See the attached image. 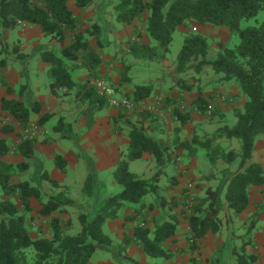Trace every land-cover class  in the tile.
<instances>
[{"label": "trees", "instance_id": "obj_1", "mask_svg": "<svg viewBox=\"0 0 264 264\" xmlns=\"http://www.w3.org/2000/svg\"><path fill=\"white\" fill-rule=\"evenodd\" d=\"M69 0H0V37L6 30H14L23 24L37 25L44 36L51 41L63 44L72 34L73 43L55 54L47 52L42 55V61L50 65V91L53 96L65 97L69 93L63 90H73L75 82L72 78L74 65L83 58L89 70L96 71L102 64L100 56L89 50V36L101 44L103 27L94 25L91 30L81 31L76 17L68 6ZM106 7H112L118 23L132 25L135 21L147 19V32L155 45L147 46L134 42L130 46V53L134 58L162 62L171 52L174 34L181 25L196 22L202 26H214L228 29L232 35L239 37V43L229 47L219 43V54L215 61H208L209 42L203 34L186 37L182 49L177 57V69L174 74L176 84L186 90H192L183 79V75L190 71L194 73L192 81H199V77L206 66L211 67L216 75H221L222 82H234L240 87L246 102L242 110L235 113L236 124L233 127L220 128L213 135L200 137L195 134L192 141L181 143L189 157H197L200 150L205 151L206 158L212 166L223 161L228 167L224 169V181L218 186H209L199 199H191L186 205L189 215L186 217L191 229L188 238L190 250L198 248V242L209 233L219 234L224 225L232 224L231 234L236 236L234 218L241 215L250 204L249 190L252 186L264 185V167L254 161L256 141L264 136V22L259 26L242 28V21L256 18L264 10V0H103ZM93 5V0H76V6L87 9ZM7 51V45L0 46V57ZM14 51L18 52L15 48ZM83 55L81 56V54ZM5 59L0 61L4 66ZM128 67L124 66L121 83L131 82L127 75ZM5 84V83H3ZM7 86V84H5ZM11 93V88L8 87ZM84 100L87 110L94 113L104 109L107 99L100 96L96 87L89 82L83 85ZM25 87L21 89L23 96ZM153 94L151 85L136 86L133 100L137 103L150 99ZM168 103L171 98L166 97ZM154 100V99H153ZM198 112L206 114L210 110L209 101L200 92L193 101ZM2 111L12 116L19 124L26 128L32 114L40 113V105H33L32 109L26 103L3 98ZM145 120H152L155 114H142ZM53 116L42 115L39 124L45 125ZM176 117L182 126L191 120V116L176 110ZM124 119V120H123ZM120 120L130 125V145L126 153H121V160L114 173L115 181L122 186L119 194L106 198L99 204L98 210L92 213L82 212L79 217L81 230L76 235L66 233L61 220L53 217L51 220L52 238H32L27 227L28 215L31 211L32 198H36L43 205L42 215L52 216L55 212H66L74 207L73 200L65 193L50 197L43 203L39 189L28 182L13 184L15 176L29 170L28 163L8 164L0 160V194L6 197L17 196L22 202V208L11 199L0 201V264H90L96 252L112 247L113 240L104 231L105 224L110 220L122 217V211L129 204L139 205L136 216L124 217L135 220L142 215L146 207L148 195H155L159 204L169 210L178 206L177 199L172 204L158 195V184L163 174L162 167L171 161L168 146L160 140L150 136L139 123L127 119L126 114H120ZM94 119L88 120L87 127L92 126ZM62 125L54 128L58 133ZM14 128L5 125L3 134H10ZM236 139L240 142V152L226 150L221 139ZM37 140L24 139L17 146L16 154L30 160L34 155ZM8 142L0 136V158L12 152ZM145 154L151 155L160 168L152 179H143L132 173L130 162L138 161ZM238 163V169L232 172L230 166ZM56 165L65 171L66 163L57 157ZM55 188L60 187L55 180L48 179ZM95 177L89 175L83 192L93 198L95 193ZM176 185V182L173 183ZM188 195V191H185ZM189 198V195H188ZM173 210V209H171ZM259 213L253 215L244 225L249 234L258 222ZM180 224L177 214L160 216V221H154V229L137 226L134 230L135 239L142 244L143 251L150 258L171 259L172 254L165 244L171 240ZM234 241V240H233ZM244 242V241H243ZM130 240L125 238L119 245L123 264H146L137 261L126 253ZM250 241L242 243L239 248H232L237 264H255L256 255L246 252ZM33 250V251H31ZM223 257L219 256L211 264H223ZM230 264L229 261L226 262ZM225 263V264H226Z\"/></svg>", "mask_w": 264, "mask_h": 264}, {"label": "crops", "instance_id": "obj_2", "mask_svg": "<svg viewBox=\"0 0 264 264\" xmlns=\"http://www.w3.org/2000/svg\"><path fill=\"white\" fill-rule=\"evenodd\" d=\"M68 6L74 13L81 31L85 32L91 30L94 25H99L103 27L101 37H104L101 38L100 44L95 38L89 36V50L100 56L102 64L96 71H92L85 65L83 58L76 62L72 72L75 88L69 91L65 89L60 92V94L67 92L69 93L68 96L57 98L52 95L49 78L50 65L42 61V55L47 52L58 54L65 47L71 45L73 43L72 34L63 44H60L46 38L39 26L23 24L14 30L2 32L3 35L0 37V46L12 45L13 42L18 44V52L15 51L16 53L10 57L9 62H5L4 66L0 65V100L9 98L21 101L26 103L31 109L35 104L40 105V113L32 114L28 125L38 126L40 132V135L35 137L37 142L32 159L26 160L23 156L12 151L6 157L0 158V160L14 165L28 163L30 166L29 170L20 173L19 176H15L12 183H30L32 187L40 190L44 200L43 203L50 197L60 194L62 190L66 191L68 198L75 203V206L67 208L66 212H55L52 216H44L41 212L44 204H41L36 198H32L30 200L31 211L29 213L22 211L23 214L28 215L27 227L32 238L51 239V220L53 217H58L61 220L66 233L68 227H73L74 214L77 212H72V209L77 205L75 200L70 197L69 190L74 188L75 183L78 187L80 185L81 190L84 188L88 175L84 159H86V162L92 163L93 166L91 165V167L96 177L94 196L93 198L87 197L89 203L86 204V207L90 208L89 212H96V207L101 203V200L104 201L117 193L119 184L115 181L114 173L122 159L121 153L128 151L130 125L123 121L124 119L120 120L122 111L111 108L109 105L97 111L92 117V110L86 109L87 103L83 96L85 92L83 85L85 83L89 82L91 84L96 79H105L108 84H117L116 86L118 87L127 88L132 100L136 86H152L153 94L150 99L145 101L149 103L152 102L155 94L158 96L160 91L164 93L167 90L168 94L166 97L171 98L168 103L166 100L164 101V96H158L163 100L157 107V111H161L160 114L154 113L155 116L149 121L141 117L136 120L139 122L137 126H145L144 128L150 136L160 140L169 148L171 161L161 168L163 174L158 184V195L171 204L174 199H177L178 206L171 208L173 211L169 210L170 205L163 208L155 195H148L142 215L130 221L124 219V217L136 216L139 205H127L122 211L120 219L110 220L104 226V231L106 230V234L113 240L112 247L103 249L110 252V261L94 263L93 257L90 264H123L120 255H116V252H118L119 245H122L126 237L130 240L126 250L128 256L149 264V257L145 255L142 244L135 239L134 230L139 225L154 229V221L156 219L160 221V216L168 214H177L180 224L175 236L165 244L167 250L172 254V258H162L163 264H211L219 256L224 258L223 264L228 260L230 264H237L232 248H239L246 241L251 243L246 248L247 254L257 256L255 264H264V185L250 187V204L248 208L241 215L234 218L235 237L230 233L232 230V224H230L229 227L224 225L221 233H209L201 239L197 243L198 248L196 250H190L188 242L191 229L186 218L189 215V210L186 208L187 203L191 199H199L203 196L207 187L214 186L205 182L210 179L208 177L209 172L214 171L216 167L219 169L228 167L223 161H218L216 166L208 165L205 168L203 161L197 158L200 154L197 157L190 158L187 151L180 147L181 143L192 141L189 136V133H191L190 128L200 123L199 120L203 116L198 112L196 106L193 105V101L200 92L210 102L214 99L216 92L228 94L230 92V94H235V103L238 105L237 112L238 109H243L246 102L240 87L234 82H222L221 75H214V80L211 82L206 81L205 76L213 72L209 66H206L202 74L198 76L199 81L196 84L190 82V77H183L187 85H193L191 86L192 90L188 91L176 84L174 74L177 69L178 55L171 54L172 47L178 35L181 39L187 37V34L189 36L191 33L190 23L181 25L174 34V42L170 54L162 62H155L136 59L130 53V46L134 42L147 46L155 45L154 40L146 30L149 13H146L142 20L135 21L132 25H124L116 21L113 8L106 7L103 0H93V5L87 9L78 8L76 0H69ZM110 12H112V16ZM192 24L195 32L201 33L208 38L210 46L208 61H215L218 58L219 43L227 44L229 41L232 42V33L226 28L202 26L196 22H192ZM19 55H24L26 61L20 60L22 57H18ZM119 55L121 56L118 59ZM1 60L2 58H0ZM124 60H127L126 63L129 65L127 71L131 73L127 74L131 81L129 83H121V76L124 72L121 73V70L117 69L120 66L123 67ZM20 63H22L24 68H18L17 65ZM25 75H28V82L21 79ZM23 82H26V84H23ZM215 82L218 83L216 84ZM3 83L11 88V93L8 92L7 86ZM24 87L25 92L22 96L21 89ZM210 89L214 92L210 91ZM233 91L234 93H231ZM220 101L218 100L215 103L219 108L223 109V112L231 109H225L228 103L225 104ZM177 109L191 116V120L187 125L182 126L178 121L176 117ZM45 114L53 117L42 126L39 124V120ZM0 115L5 117V125L8 124L14 128V131L10 134H3L0 130V136L3 139L14 138V136H18V132L22 133L23 126L8 113L2 111L1 108ZM92 118L94 119L92 126L87 127L88 120ZM8 119L9 122H7ZM60 120L62 125L59 128V132L56 133L54 132L55 122ZM57 157H61L65 161V171H61L57 167ZM154 160L151 155L145 154L138 161H145L151 167L155 165L156 170L149 177L146 176V173H136V175L143 179H152L160 169ZM254 161L264 167V136H260L256 141ZM133 163L135 161L130 163L129 168H131ZM35 167L40 172H35ZM39 175L40 179L36 180ZM48 179L57 181L60 187L55 188ZM35 180L37 183L34 182ZM174 182H176V185L173 184ZM199 183L204 184V186L199 187ZM189 185H191V188H196L194 196L197 198H191V196L188 198V195L185 194ZM202 188L204 191L201 190ZM97 192H100V195ZM17 206L22 208V202H17ZM257 213H259V217L255 228L249 234H246L244 224ZM222 235L223 237H221Z\"/></svg>", "mask_w": 264, "mask_h": 264}, {"label": "rangeland", "instance_id": "obj_3", "mask_svg": "<svg viewBox=\"0 0 264 264\" xmlns=\"http://www.w3.org/2000/svg\"><path fill=\"white\" fill-rule=\"evenodd\" d=\"M110 15L111 16L113 15L112 12H110ZM262 22H264V10L261 11L256 18H253V19L247 20V21H242L241 27L242 28H247V27L259 26ZM189 23H190V29H191V30L189 29L190 32H191L189 35L201 34V33H197V32L194 31V27L192 26L193 25L192 21L188 22V24ZM186 36H188V34ZM232 36H233L232 37L233 38L232 42L229 41V43H227L225 45H227L229 47H234L235 45H237L239 43V37L237 35H232ZM102 38H104V37H102ZM184 39H186V37ZM184 39L179 38V35L177 36V38H176V40L174 42V46L173 47L171 46L172 47V53L171 54L176 55V56L179 55V53H180V51L182 49V46L184 44V41H185ZM13 48L14 49L18 48V44H16V42L15 43L13 42L12 45L11 44H7V51L6 52L4 51V54L0 58L5 59L6 61L9 62L10 57H12L16 53ZM120 56L121 55H119L118 59L120 58ZM18 57H22V59H20V60H24V62L26 61L24 55H19ZM126 62H127V60H124L123 61V63H124L123 67L120 66L119 68H117L118 70H121L120 71L121 73L124 72V66L125 67H129V65H127ZM17 66H18V68H24L22 63L18 64ZM211 73L212 74L208 73V75L205 76V79L208 82L209 81L211 82L212 80H214V75H216L214 72H211ZM127 74L128 75L131 74L130 71H127ZM25 76H24V78H21V79H22V81L24 79L25 81L28 82V75H25ZM193 76H194V73L190 71L189 73L183 75L182 77H184V78L185 77H190V82H192V84H193L194 83V81H192V77ZM13 83L16 86H18L16 84V82L13 81ZM196 83L197 82H195V84ZM215 83L217 84L218 82H215ZM23 84H26V82H23ZM116 85L117 84H115L113 86H115L119 90V92L121 94H123L127 98L131 99V97H130L131 94L129 92H127L128 91L127 88L118 87ZM18 89H20V88H18ZM165 91L166 92H164V93H162L160 91V94H158V96H160V97H161V95L164 96V101L166 100L165 98H166V95L168 94L167 90H165ZM210 91H212V89H210ZM212 92H214V91H212ZM231 93H234V91L231 92ZM16 96H18V95L16 94ZM158 96H156V94H155L153 97L156 98ZM0 99H1V97H0ZM218 100H221L220 102H222V103L224 102L225 104L228 103V106H226L225 109H227V108L228 109L231 108V109H229L227 112H223V109L219 108L218 105L215 103ZM209 103H210L211 108H212L211 114L203 115L201 120H199L200 123H198L195 126H193L192 128H190L191 129V131H190L191 133H189L190 134L189 136H190L191 139H193L195 134H198L200 137H204L205 135H213L220 128H223V127H226V126L227 127H233L236 124L237 120H236L235 113H236L238 105H237V103H235V94H230V92H229V94L228 93L216 92L214 94V99H212L211 102L209 101ZM0 106H1V100H0ZM239 110L240 109H238V111ZM139 115L140 114H138V113H132V114H126V117H127V119L131 120L133 123H135V122L139 123L138 120H136V119L138 117L143 118L142 114H141V116H139ZM5 123H6L5 122V117L0 115V130L1 131H2L3 127L5 126ZM55 123H56V126L59 125L58 121H56ZM118 128H120V127L118 126ZM22 130H23L22 133L18 132V136H14V138H9V139L6 140L8 142V144H9V146L12 148L13 152L16 151L17 146L21 143L22 139H24L26 134L33 135L34 138L38 137L40 135L39 131L37 133H33L31 128H30V126H27L26 128H24ZM220 142H221V144L223 145V147L226 150H228V151L234 150V151L240 152V142L238 140H236V139H232V140L230 139L229 140V139L224 138V139H221ZM199 154H200V156H198ZM198 155H197L198 156L197 158L199 160L203 161V163L205 165V168H207L208 165H211L210 162L208 161V159L206 158L204 150H200ZM185 160H187V159L185 158ZM84 162H85L86 171H87V174H88L87 178L89 177V175H93L95 177V172L92 170V167H91L92 163L91 162H86V159H84ZM238 163L239 162L237 161L235 164L230 166V169H231L232 172L237 171ZM129 169H130V171L132 173L134 172L135 174L136 173H138V174L146 173L147 177L151 176L152 172H155V170H156L155 165L153 167H151L145 161H137V162L135 161V163H133L131 165V168H129ZM147 170H148V172H147ZM34 171L35 172H40V170L37 167H35ZM222 171H224V169H219V168L216 167L214 171L209 172L210 174L208 175V177H210V179L208 181H205V182L207 184H209V185L210 184L214 185L213 187H218L222 183V181H224L223 172ZM41 173H42V171H41ZM17 176H19V175H17ZM35 177H36V175H35ZM37 179H40V175L36 178V180ZM36 180L34 182H36ZM95 180H96V177H95ZM198 185H200L199 187H203L204 186V184H202V183H199ZM190 186L191 185H189L186 188V191H188V195L191 196V198L192 197L194 198V197H196V196H194V191L196 190V188H191ZM122 189H123L122 186L118 185L116 192L120 193L122 191ZM201 190L204 191L203 188ZM69 192H70V197L75 200L76 205H77L74 209H72V212H77V213L74 214L75 217L73 218V221H74L73 222V227H68L67 234L76 235L81 230V226H80V223H79V220H78L79 215L82 212L92 213V214H94L95 212H89L90 208L86 207V204L89 203L88 198H87L88 196L83 192V190L80 189V185L78 187V185L75 183L74 188L72 190H69ZM61 193H65V195L67 196L66 191L62 190ZM98 195H100V192L98 193ZM7 199H11V200L15 201L16 203L17 202H21L17 196L12 197V198H10V197H6L5 198L3 195L0 194V201L7 200ZM101 202H102V200H101ZM98 207H99V205L96 207V211L98 210ZM242 231H245V230H242ZM221 237H223V235ZM31 251H33V250H31ZM114 252H116V251H114ZM118 254L120 255L121 260H122V255L119 252V248H118V252H116V255H118ZM116 258H118V256H116ZM148 259L150 261L149 264H163V259L162 258H150L149 257ZM99 261H110V252L105 251L103 249H101L98 252H96V254L94 255L93 262L97 263Z\"/></svg>", "mask_w": 264, "mask_h": 264}, {"label": "built area", "instance_id": "obj_4", "mask_svg": "<svg viewBox=\"0 0 264 264\" xmlns=\"http://www.w3.org/2000/svg\"><path fill=\"white\" fill-rule=\"evenodd\" d=\"M91 84L97 88L100 96L107 99V103L111 108L118 109L125 114L138 113L141 115L144 113H161V111H157L158 105L163 101L160 97L154 98L151 103L145 101L137 103L136 101L129 99L121 94L115 86H113L112 84H108L105 79H96L92 81ZM211 110L212 108L210 106V110L206 114H211ZM7 122H9V119L7 120ZM30 128L33 133H37L39 131V127L36 125L32 127L30 126ZM27 138L32 139L34 137L33 135L26 134L24 139Z\"/></svg>", "mask_w": 264, "mask_h": 264}]
</instances>
